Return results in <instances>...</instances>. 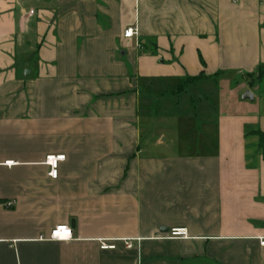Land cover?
I'll return each instance as SVG.
<instances>
[{
    "label": "crops",
    "instance_id": "0c3cea01",
    "mask_svg": "<svg viewBox=\"0 0 264 264\" xmlns=\"http://www.w3.org/2000/svg\"><path fill=\"white\" fill-rule=\"evenodd\" d=\"M260 68L264 0H0V264H264Z\"/></svg>",
    "mask_w": 264,
    "mask_h": 264
},
{
    "label": "built area",
    "instance_id": "2783aa9c",
    "mask_svg": "<svg viewBox=\"0 0 264 264\" xmlns=\"http://www.w3.org/2000/svg\"><path fill=\"white\" fill-rule=\"evenodd\" d=\"M233 2L237 0H232ZM138 36L137 31L135 28H129L124 31L123 37L126 39L136 38ZM65 157L63 155H49L45 157V165L49 168L48 176L51 179L57 178V167L58 164L64 161ZM4 165L10 167L13 165V162H5ZM13 203H7L3 205L4 208H11ZM167 239H186L187 238V231L186 229H172L166 236ZM72 239V230L70 227L66 225H59L53 228L49 234V241H57V242H65ZM123 246L125 249L132 248V240H122ZM100 250H114V244H108L105 241H100L99 243ZM259 245L264 247V238L259 239Z\"/></svg>",
    "mask_w": 264,
    "mask_h": 264
},
{
    "label": "rangeland",
    "instance_id": "374dc122",
    "mask_svg": "<svg viewBox=\"0 0 264 264\" xmlns=\"http://www.w3.org/2000/svg\"><path fill=\"white\" fill-rule=\"evenodd\" d=\"M262 88H264V86H262ZM168 122L170 123V120H168ZM159 127H161V126L158 125V127L156 128V134H157L156 137H159L160 136L158 134H159V131L162 130ZM174 135H175V129L172 128L171 130L170 129L166 130L164 132V134L162 135L161 138L165 139L166 140V143L168 144L171 139H174ZM174 141H175V139H174Z\"/></svg>",
    "mask_w": 264,
    "mask_h": 264
},
{
    "label": "trees",
    "instance_id": "16d2710c",
    "mask_svg": "<svg viewBox=\"0 0 264 264\" xmlns=\"http://www.w3.org/2000/svg\"><path fill=\"white\" fill-rule=\"evenodd\" d=\"M262 77H264V69L260 68V69L258 70V78H262ZM193 80H194V79H189L188 81L185 82V84H186V83H189V82H193ZM182 87H183L182 84L179 85V90H181ZM262 139H264V136H262Z\"/></svg>",
    "mask_w": 264,
    "mask_h": 264
},
{
    "label": "water",
    "instance_id": "95a60500",
    "mask_svg": "<svg viewBox=\"0 0 264 264\" xmlns=\"http://www.w3.org/2000/svg\"><path fill=\"white\" fill-rule=\"evenodd\" d=\"M243 100H249V101H252L253 100V95L251 94L250 91H247L243 97H242Z\"/></svg>",
    "mask_w": 264,
    "mask_h": 264
}]
</instances>
